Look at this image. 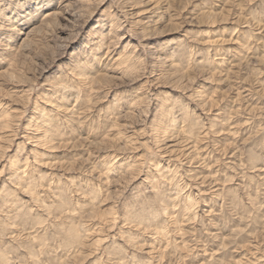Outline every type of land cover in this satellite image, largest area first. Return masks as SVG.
<instances>
[{
	"label": "rangeland",
	"instance_id": "374dc122",
	"mask_svg": "<svg viewBox=\"0 0 264 264\" xmlns=\"http://www.w3.org/2000/svg\"><path fill=\"white\" fill-rule=\"evenodd\" d=\"M0 264H264V0H0Z\"/></svg>",
	"mask_w": 264,
	"mask_h": 264
}]
</instances>
